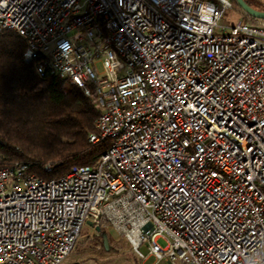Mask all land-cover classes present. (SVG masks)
Segmentation results:
<instances>
[{"label":"built area","instance_id":"obj_1","mask_svg":"<svg viewBox=\"0 0 264 264\" xmlns=\"http://www.w3.org/2000/svg\"><path fill=\"white\" fill-rule=\"evenodd\" d=\"M233 1L0 0V33L88 98L106 142L58 178L0 168V264H100L75 252L96 228L136 264H264V19Z\"/></svg>","mask_w":264,"mask_h":264},{"label":"trees","instance_id":"obj_2","mask_svg":"<svg viewBox=\"0 0 264 264\" xmlns=\"http://www.w3.org/2000/svg\"><path fill=\"white\" fill-rule=\"evenodd\" d=\"M24 47L15 33H0V168L23 163L27 174L48 180L93 165L106 147L87 140L97 116L94 106L66 81L38 77L22 60Z\"/></svg>","mask_w":264,"mask_h":264},{"label":"rangeland","instance_id":"obj_3","mask_svg":"<svg viewBox=\"0 0 264 264\" xmlns=\"http://www.w3.org/2000/svg\"><path fill=\"white\" fill-rule=\"evenodd\" d=\"M254 2L255 7L258 9H264V0H251ZM238 19V16L232 12H226L222 15L219 23L221 25L230 26ZM100 232L105 233L108 250L105 251L102 245L101 233L99 237L95 238L96 242H101L100 251L95 250L94 247L88 246L87 243H95L86 237L81 239V243L75 248V252L80 255L79 260L93 261L100 264H136V259L130 249L129 245L118 236V234L111 229H101ZM84 232L81 231V235ZM157 244L163 248L166 242L163 239H158ZM140 251L147 256V250L145 246L140 248ZM142 264H168L165 260H156L152 256H148Z\"/></svg>","mask_w":264,"mask_h":264},{"label":"water","instance_id":"obj_4","mask_svg":"<svg viewBox=\"0 0 264 264\" xmlns=\"http://www.w3.org/2000/svg\"><path fill=\"white\" fill-rule=\"evenodd\" d=\"M236 3L237 7L240 8L244 13L248 14L251 17L254 18H259V19H264V11H258L256 9H253L249 7L243 0H234ZM97 231L100 232L99 228H96ZM101 233V240H102V245L105 251L108 250V244H107V239L105 236V233Z\"/></svg>","mask_w":264,"mask_h":264}]
</instances>
